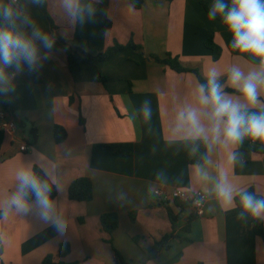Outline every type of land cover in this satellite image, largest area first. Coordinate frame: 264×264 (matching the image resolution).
I'll use <instances>...</instances> for the list:
<instances>
[{"label":"crops","instance_id":"1","mask_svg":"<svg viewBox=\"0 0 264 264\" xmlns=\"http://www.w3.org/2000/svg\"><path fill=\"white\" fill-rule=\"evenodd\" d=\"M12 3L21 27L30 32L35 26L54 37L40 3ZM84 3L94 14L89 17L85 12L81 24L67 15L64 0H46L47 11L67 44L91 55L116 43L126 45L131 39L142 49L119 52L97 64L82 63L73 75L66 50L54 37V47L39 74H30L25 67L13 78L15 91L6 96L4 116L0 104V130L12 119L18 123L16 130H4L0 206L16 192L19 171L37 165L57 185L54 202L67 228L58 232L34 213L9 211L0 219V264H42L63 243L70 245L64 259L70 264H117L116 250L131 264H264V241L255 233L256 219L247 215L238 219L242 209L236 197L231 205H224L216 192L224 176L234 189L254 188L264 196V142L245 137L251 150H240L238 143L225 148L213 140L210 131L197 135L187 126L178 127L179 114L189 109L197 110L206 129L211 127L210 109L202 108L197 100L202 84L196 74L178 73L154 57L178 58L183 66L198 70L206 82V68L217 67L223 92L232 98L239 93L227 83L228 69L236 65L248 72L259 61L231 49L230 33L219 18L207 19L208 11L200 0H143L139 9L130 0ZM211 3L207 0L209 7ZM212 35L222 48L216 61L205 45ZM145 101L150 119L141 112ZM262 109L264 89L250 111ZM33 125L39 137L31 144ZM57 125L67 132L60 144L55 141ZM187 139L205 140V163H189ZM24 142L29 145L27 151L20 149ZM116 143H133L134 154L118 156L111 148L93 151L95 145ZM81 177L91 178L94 184V198L89 202L68 196L71 183ZM156 188L204 193L202 214L197 215L190 205L182 209L174 202L162 203L154 195ZM168 207L179 214L175 230ZM110 212L120 220L111 235L100 221ZM173 232L170 247L150 258L148 249Z\"/></svg>","mask_w":264,"mask_h":264},{"label":"clouds","instance_id":"2","mask_svg":"<svg viewBox=\"0 0 264 264\" xmlns=\"http://www.w3.org/2000/svg\"><path fill=\"white\" fill-rule=\"evenodd\" d=\"M34 2L39 4L42 0ZM64 8L69 17L78 19L81 24L85 22V12L89 17L94 14V9L84 0H64ZM217 18L231 35V49L259 63L248 72L236 65L228 69L227 83L239 93L235 98L223 92L219 83L221 71L215 66L207 67V84L197 88V100L202 108L210 109L211 127L206 129L201 124L195 109L179 114L178 127L187 126L197 135L210 131L213 140L222 143L225 148L242 142L245 137L264 142V109L250 111L259 102L260 90L264 89V0H212L207 19L215 21ZM19 19L20 14L12 0L0 2V95L7 96L15 91L13 78L23 73L25 67L28 73L39 74L54 47V37L35 26L30 32L25 30L18 24ZM24 19L27 20L26 17ZM148 104V101L142 104L141 112L150 119ZM17 181L16 192L0 206V214L7 215L13 210L23 214L34 213L45 225L58 232L65 231L67 224L57 212L49 180L30 168H23L17 174ZM216 192L224 205H231L235 197H239L242 211L238 219H244L245 215L264 219V198L247 190L234 189L224 176L217 183Z\"/></svg>","mask_w":264,"mask_h":264},{"label":"trees","instance_id":"3","mask_svg":"<svg viewBox=\"0 0 264 264\" xmlns=\"http://www.w3.org/2000/svg\"><path fill=\"white\" fill-rule=\"evenodd\" d=\"M131 4L134 8L139 9L142 6L143 0H130ZM201 4L208 11L209 6L207 4V0H200ZM40 8L43 15L47 18L50 23L51 30L53 36L59 40L62 48L66 50L67 53V61L70 72L74 75L76 68L82 63L89 64H97L100 62H105L111 60L117 53L132 51L136 52L141 50V46L137 45L133 39L129 41L128 44L122 45L116 43L115 45L109 47L106 51L101 52L97 55H91L86 53L83 49L76 46H71L65 42V40L60 36L58 32V27L50 17L47 7L46 0H42L40 3ZM206 47L211 50L212 57L216 61L220 58L222 54V48L215 43L214 36H210L205 41ZM155 60L161 64L169 66L172 70L183 73V72H192L197 75L200 83L202 85H206L207 82L203 79V77L199 74L198 70L185 67L181 64L178 58L172 57L168 55L166 58L154 57ZM102 81L106 83V78L102 77ZM231 91L230 89H227ZM0 104L2 107L7 110L8 109V101L5 95H0ZM82 122V120H81ZM5 137V131L0 130V151L3 145ZM39 137V131L36 126H32L31 131L29 133V142L31 144L37 142ZM67 138L66 130L61 126L55 127V141L57 144L64 142ZM240 150H251L252 148L249 146L248 142L243 139L242 142L238 143ZM184 146L188 150V161L192 165H200L207 161V144L203 139H187L184 141ZM105 148L113 149L114 153L118 156H131L134 154V144L133 143H116V144H99L93 147V151L100 152ZM33 171L38 174L40 177L44 179H48L52 186V199L55 200L58 196V188L57 185L47 176V174L43 171V169L39 166H34ZM247 191L254 193L259 198H264V196L256 193L254 188H249ZM69 199L78 201V202H89L94 198V184L91 178L89 177H81L74 180L68 189ZM174 204L182 209L187 207V204L181 203L179 201H174ZM236 205L240 207L239 197H236ZM169 217L172 222L173 228H176V222L178 220L179 214H175L172 209L168 207ZM3 214H0V219L3 217ZM132 220H134V213L130 214ZM101 226L105 232L108 234H113L115 230L119 228L120 220L119 216L115 212H110L103 214L100 218ZM255 233L261 237L264 241V224L261 219H256L254 223ZM174 232L164 236L159 241L155 242V244L148 249L149 257L155 258L162 250L168 249L170 247V240L174 238ZM1 254V248H0ZM70 254V245L68 243H63L60 245L59 250L56 255H49L46 257L42 264H70L64 261V259ZM117 264H131L125 261L121 254L116 250Z\"/></svg>","mask_w":264,"mask_h":264},{"label":"built area","instance_id":"4","mask_svg":"<svg viewBox=\"0 0 264 264\" xmlns=\"http://www.w3.org/2000/svg\"><path fill=\"white\" fill-rule=\"evenodd\" d=\"M16 2V0H13ZM1 114L4 116L6 110L3 108ZM18 128V123L16 120L12 119L7 121L5 124L4 130L11 129L16 130ZM29 145L27 142H24L20 149L21 151H27ZM154 195L160 199L162 203H170L174 201H179L193 207L194 212L197 215L202 214L203 207L207 200V196L202 192H194L187 189L175 188L173 190H167L166 188H156L154 190Z\"/></svg>","mask_w":264,"mask_h":264},{"label":"rangeland","instance_id":"5","mask_svg":"<svg viewBox=\"0 0 264 264\" xmlns=\"http://www.w3.org/2000/svg\"><path fill=\"white\" fill-rule=\"evenodd\" d=\"M141 49H142V46H141ZM142 55V54H141Z\"/></svg>","mask_w":264,"mask_h":264}]
</instances>
